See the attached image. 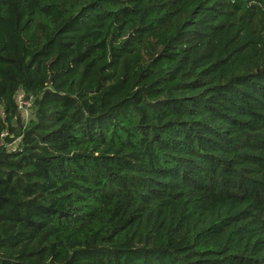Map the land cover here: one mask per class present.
I'll return each mask as SVG.
<instances>
[{
    "label": "trees",
    "instance_id": "trees-1",
    "mask_svg": "<svg viewBox=\"0 0 264 264\" xmlns=\"http://www.w3.org/2000/svg\"><path fill=\"white\" fill-rule=\"evenodd\" d=\"M0 264H264V0H0Z\"/></svg>",
    "mask_w": 264,
    "mask_h": 264
},
{
    "label": "built area",
    "instance_id": "built-area-1",
    "mask_svg": "<svg viewBox=\"0 0 264 264\" xmlns=\"http://www.w3.org/2000/svg\"><path fill=\"white\" fill-rule=\"evenodd\" d=\"M15 98L22 114L26 118H28L30 115V107H32V102L29 99H27L23 91H17Z\"/></svg>",
    "mask_w": 264,
    "mask_h": 264
},
{
    "label": "rangeland",
    "instance_id": "rangeland-1",
    "mask_svg": "<svg viewBox=\"0 0 264 264\" xmlns=\"http://www.w3.org/2000/svg\"><path fill=\"white\" fill-rule=\"evenodd\" d=\"M14 145H16V143Z\"/></svg>",
    "mask_w": 264,
    "mask_h": 264
}]
</instances>
